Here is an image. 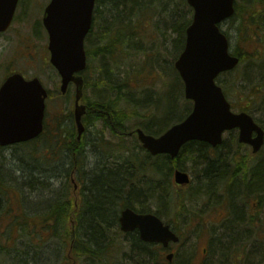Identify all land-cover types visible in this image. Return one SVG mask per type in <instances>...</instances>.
<instances>
[{
  "label": "trees",
  "instance_id": "1",
  "mask_svg": "<svg viewBox=\"0 0 264 264\" xmlns=\"http://www.w3.org/2000/svg\"><path fill=\"white\" fill-rule=\"evenodd\" d=\"M177 1L181 6L171 12L173 18H180L172 26L177 34L174 41L175 61L185 48L186 31L193 19V10L187 0ZM97 3L94 27L87 38L88 67L84 76L86 87L94 91L95 99L89 105L101 111H95L94 119L84 118V122L103 121L104 127L111 133V138H108L104 131H99L96 137L100 142L94 140V147L105 155L104 163L88 172L84 166L88 154L85 151L86 141L77 140L74 125L57 127L58 133L52 135L51 140L56 139L63 146L61 160L64 168L61 169L65 171V178L75 169L82 176L86 173L83 180L86 186L85 200L77 201L71 181L68 180L61 190L50 186L54 185L52 181L43 182L46 178L36 166L38 162L35 161V154L38 150L33 145L41 142L47 133L41 139L22 145L31 150V160L19 157L20 177H15L9 170V160L2 156L3 148H0V264H125V261L131 264L126 256L129 248L135 249L137 264H147L148 260H152V264H166L163 256L166 250L143 243L138 233L130 234L133 237L131 242L127 243L123 239L118 224V211L122 209L121 197L125 194L123 206H130L138 213H151L152 204L156 205L157 215L165 207L180 212L189 206L192 198L199 196L203 186L208 188L215 180L228 176L225 169L227 163L236 164L229 172L232 176L229 178L247 177V183L254 187L253 199L258 198L262 203L264 201V160L258 167L252 168L250 175L248 167L239 164V161L212 156L209 153L218 151L212 150L205 143L191 142L182 149L180 156L186 151L190 153V160L200 169L202 177L197 185L198 192L190 194L187 191L184 196L182 190L177 191L171 181L175 168L184 170L179 165V158L172 160L167 155L152 157L141 147L137 138V146L132 149L126 136L117 134L115 129L129 131L128 123L140 111L148 112L152 109V120L139 127L147 134L159 136L173 124L184 120L193 104L187 101L184 110L177 108L176 88L180 84L184 89V85L174 65L172 69L176 79L165 103L162 102L164 97L161 99V92L152 88L161 77V48L151 45L157 40L153 35V21L161 5L164 6L162 0H97ZM182 7L184 10L178 14ZM230 21L237 25V33L243 45L248 47L251 40L256 44L252 54L234 49V55L241 57V64L257 63L256 68L247 70L245 74L247 81L255 86L249 91H244L242 87L241 92L252 103L263 102L264 0H237L235 14ZM149 28L152 36L146 42ZM260 32L263 36L259 35ZM221 84L224 87V83ZM235 90V85L225 88L228 97L233 96ZM249 107L241 110L251 113L253 110ZM65 118L74 122L71 112L66 113ZM131 132L134 133V130ZM137 147L142 154L140 157L135 153ZM221 150L222 153L228 152L226 145ZM2 158L5 164H2ZM66 161L68 168L65 166ZM19 181H23L22 184L30 181L31 191L38 193L39 199L41 193L47 192L49 198L40 203L45 206L42 212H27L23 193L17 190L21 185ZM12 191L20 196L17 202L12 198ZM140 197L150 201V204L138 201ZM196 217L195 214L193 218ZM237 224L240 226V223ZM233 225L227 226L228 236L235 227ZM233 240L232 236L225 237V241L230 244L235 242ZM220 250V254L227 256L228 248Z\"/></svg>",
  "mask_w": 264,
  "mask_h": 264
},
{
  "label": "water",
  "instance_id": "2",
  "mask_svg": "<svg viewBox=\"0 0 264 264\" xmlns=\"http://www.w3.org/2000/svg\"><path fill=\"white\" fill-rule=\"evenodd\" d=\"M19 0H0V32L10 27ZM194 11L186 31L185 49L175 62L185 87V98L193 102L192 112L183 122L159 137L137 130L139 141L152 156L169 155L176 159L183 146L198 141L217 147L223 134L240 130L239 141L258 153L264 145V130L249 114L234 113L217 78L233 71L240 58L233 55L230 41L220 25L235 14L236 0H187ZM96 0H51L45 9L43 24L49 34L50 62L61 76L60 91L66 94L71 83L76 85L75 123L78 139L85 132L81 105L87 68L86 37L91 31ZM48 91L39 79L27 81L22 75L10 77L0 89V147L27 143L40 137L44 130ZM256 132L257 136L253 137ZM178 185H189L188 173L175 172ZM121 231H139L147 244L168 248L178 243L179 236L155 214H138L125 209L120 217ZM174 254L167 256L172 262Z\"/></svg>",
  "mask_w": 264,
  "mask_h": 264
},
{
  "label": "rangeland",
  "instance_id": "3",
  "mask_svg": "<svg viewBox=\"0 0 264 264\" xmlns=\"http://www.w3.org/2000/svg\"><path fill=\"white\" fill-rule=\"evenodd\" d=\"M49 2L50 0H33L31 9L29 6H22L18 12L19 16L17 14L18 20L16 19L17 21L14 22L11 30L3 36H0V83L3 82L4 77L6 76V74H1V72H4L6 68L5 66H14L15 68L19 67V69L28 71V76L30 77L37 76L38 78H40L45 88L51 92V98L47 100L46 119L48 123L53 124V126L48 127L47 135L41 140V142L34 144L33 147L35 150H38V152L35 154V156L37 155V160L35 161L38 162L36 165L37 168L41 169V174H43L46 178L45 180H43V182L52 181L54 185L50 184V186L56 188L57 190H61L68 180L71 181L72 174L69 175L68 172L69 176L68 178H65V171L61 169L64 168V164L61 160L63 146L58 143L56 139L51 140V137L52 135L58 133V126L62 125L63 128L67 125L72 126V121L67 120L65 116L66 113L73 112L74 102L72 100L73 89L67 96H60V77L57 74L56 70L52 68L49 62V52L47 50L48 38L46 31L42 26V15L44 7H46ZM162 3L164 4V6L161 5L158 15L155 14L153 21V35L157 38V40L154 44L151 45V47L157 46L161 48V56L159 58L161 63V77L159 82L153 85L155 87H151L161 92V99L164 97V100L162 102L165 103L167 101L168 93L171 92V86L174 80L176 79L172 66L174 65L176 58V54L174 51V41L177 39V34L174 33L172 26L174 25V23H177L180 20L179 17H177V19L175 17L173 18L171 12H174L173 10H176L181 5H178L177 0H162ZM182 9L184 10L183 7L179 9L178 14L181 13ZM39 20L41 22V28L39 26L35 28V24ZM221 28L229 36L233 51L234 49L238 48L242 53L252 54L251 51L255 49L256 44L253 42V40H251L250 45L247 47L246 45H243L240 42V34L237 33V25H234V21H228L222 24ZM41 29L44 31V35L42 38L41 34L43 33ZM35 34L41 38V50H38L37 46L38 44L40 45V43L38 40L34 39ZM147 35L148 37L145 39L146 42H148L150 37L152 36L150 33V28ZM259 35L263 36L261 32L259 33ZM19 40L21 41V44L19 43ZM33 43L35 44V47L32 48V50L36 52V56H41V59H38L36 62H31L29 59L30 56L29 54H27L29 53L28 49L31 48L29 46ZM17 44L19 45L18 48ZM25 44L26 46H24ZM149 46L150 45H148V49ZM144 48L146 50L147 46ZM23 50L27 51L26 54L27 57L29 56L28 59L25 58L26 54H24L25 52H22ZM256 64L257 63L255 62L253 64H251V62H245L239 67L237 71L221 75V77H219L218 79V82L222 86L223 84L221 83L223 82L224 88L229 85L236 86L235 92H232L233 96L229 97L230 102H232L234 106L235 112H240L242 108L250 106L249 108L253 110L250 114L258 122L264 124V101L259 103L257 102L256 104L252 103L251 100L249 101L247 99V96L241 92L242 87L244 88V91H249L250 88L255 86L250 81H247L245 74L247 70L256 68ZM11 72H20L24 74L23 71ZM89 89L91 90H89L88 92V97L91 103L95 98L94 94L92 93L93 88ZM176 89L178 93L176 99L177 108L178 110H184V108H186L187 106V100L184 96L183 87L178 84ZM157 97L158 96H156V98ZM159 110L160 108L157 111ZM153 114L154 110L152 109L148 112L140 111V114L135 116L134 119L130 123H128L127 127L129 128V131H131L132 129L135 130L136 127H139L151 121L153 118ZM96 129L101 131L104 130L105 132L108 131L106 128L102 127L101 124L93 126L89 134V137L92 139L90 140V142L96 140V135H98ZM106 135L108 138H111V136H109L108 134ZM224 139L225 145L228 148V152H236L238 147L234 144L235 140L237 139L235 138V134H226ZM127 140L130 148L134 149L135 146H137L134 137L127 138ZM30 151L31 150L28 148V146L22 147V145L10 147L8 150L2 151V156L4 158L7 157V159L9 160L8 168L13 173V175H15V177H20V173H18L19 168L21 167V165L18 163L19 157L24 158V160H31ZM101 151L103 152L102 149ZM239 152L245 151L244 149L240 148ZM135 153L138 157L142 155L138 147L135 149ZM189 154L190 153H187L186 151L183 155L179 157V165L185 168V170H187V172L191 174V177L193 179L191 190L189 189L181 192V194H183L184 196L187 195V191L190 194H195V192L197 191V185L201 181L202 177L200 169L196 168V166L193 165L190 160L191 156H189ZM262 155L263 156L259 157L260 159L262 157L264 158V150L262 152ZM104 156L105 155L102 153H96L92 155V153L88 152L87 157H85L84 159V166L86 170L90 172L93 168H95L96 165H100ZM4 158L1 159L2 164H5ZM66 165L68 168L67 161L65 166ZM84 176H86V173H84V175L82 176L83 178L81 180H85ZM11 179H13V177ZM19 182L21 185L20 187H17V190L23 193V199H25L24 204L26 206L27 212L33 213L35 211L40 210L42 212L43 209H45V206L40 205V203L44 202V199L49 198L47 192L41 193V199H39L38 193L34 194L33 191H31V188L29 186L31 183L30 181L28 182V184H22L23 181ZM85 187L81 188V191L83 193ZM12 193V198L15 202H17L20 196L15 191H12ZM138 201H141V203L143 202V204L145 203L146 205L147 203L150 204V201L141 197ZM138 201L134 200V202H136L137 204ZM202 210L203 208L201 204V196H197V198H192L189 203V206H187L185 209H181L180 212L175 210L173 212L170 211L169 208L165 207L159 213V215L165 222H168V224H170L171 227L179 235H182V241L180 243L171 245V251L175 254L174 263L200 264L202 257V249L205 248V241L199 240L197 238V235L198 233L203 232V230L200 226L196 229H193L188 222L189 218H193L195 213H198ZM150 211L152 213H157L156 205L152 204L150 206ZM253 213L255 214L254 216L257 218L250 225L244 223V225L239 226L236 223L235 227L232 230V232H236L232 235V239H235L233 240L235 241V243L231 242L230 246L236 248L237 252L243 255L242 264H264V209L261 210L259 208V205L253 206ZM176 214H182L183 216H180V218H178ZM184 215H187V217H185ZM169 221H171V223H169ZM224 226L225 225H222V231L226 232V229L223 230ZM208 228L211 230L213 226H208ZM236 234L241 236H239V238H236ZM218 238L219 237H216L214 239ZM212 242L216 247L218 240H214ZM214 249H217V247ZM168 253L163 254L166 264L168 263V261L166 260V256L168 255ZM213 256H215V253L212 255V257ZM222 256L223 255L221 254L220 257L217 258V260L223 261L222 264H235L228 258H222ZM217 260L215 261V264H219V261ZM146 263L152 264V260H148ZM125 264L130 263L125 261ZM208 264H210V262H208Z\"/></svg>",
  "mask_w": 264,
  "mask_h": 264
},
{
  "label": "flooded vegetation",
  "instance_id": "4",
  "mask_svg": "<svg viewBox=\"0 0 264 264\" xmlns=\"http://www.w3.org/2000/svg\"><path fill=\"white\" fill-rule=\"evenodd\" d=\"M32 3H33V0H19L17 10H16V13H15V16L13 18V21H12L10 28L6 32H0V36H3L4 34H6L7 32H9L11 30L14 22L18 20L17 14H18L19 10L21 9V7L22 6H25V7L29 6L31 9ZM46 7H44V11H43V15H42V24H43V17H44ZM18 16H19V14H18ZM37 26H39L41 28L40 20L37 21V23L35 24V28ZM42 26H43L44 30L46 31L47 38H48V45H49V35H48L47 30L45 29L44 25H42ZM93 27H94V22H93ZM41 31L43 33V34H41V38H42L44 35V31L42 29H41ZM41 38L35 34L34 39L38 40L40 43V45L38 44V46H37L38 50H41ZM19 43L21 44L20 40H19ZM34 45L35 44L33 43L29 46V47H31L30 49H28L29 53H27L26 50L22 51V52H25L24 54H26V53L29 54L30 57L29 56L28 57H29L31 62L32 61L36 62L38 59H41V56L40 57L36 56V52H34L32 50V48L35 47ZM48 45H47V50L49 52ZM24 46H26V44ZM18 47H19V45L17 44V48ZM27 54L25 55L26 59H28ZM49 60H50V53H49ZM5 67L6 68H5L4 72H1V74L2 75L6 74V76L4 77L3 82L0 83V89L10 77H12L13 75H16V74L22 75L27 81H31L33 79L38 78L37 76H32V77L28 76V71L19 69V67L18 68H15L14 66H5ZM11 71H23L24 74H22L20 72H11ZM38 79H40V78H38ZM72 89H73V93H72L73 95L72 94L71 95H72V100H73L74 105H75L76 86L74 84H71L69 91L67 92V94L65 96H67ZM89 90H91V89L85 87L83 99L81 100L80 104L85 105L87 108L86 114L84 115V118L94 119L95 111H101V110H96V109L91 107L92 105H89L90 104V99L88 97ZM92 93L94 94L93 89H92ZM106 115L108 116L109 119L111 118V116H109L108 114H106ZM84 124L86 126V130H85V133H84V135L80 141H82V140L86 141L87 148L85 151L86 152H92L94 154L100 153L99 149L97 147H94V140H93V142H90V140H92V139L89 137V134L92 130V127L95 125L101 124L102 127H104L103 121H96V122H92V123H86L85 122ZM259 124L264 129V125H262L261 123H259ZM46 125L44 127V133L47 132L48 127L53 126V124H50L48 122L46 123ZM72 125H74L75 132H76L77 129H76L75 123H72ZM52 128H54V127H52ZM96 131L98 133L101 130L96 129ZM102 131H104V130H102ZM115 131L117 132L118 135H121V134L125 135L126 138H133V137H134V139L138 138L137 133L133 134V132H131V131L125 132V131H119L117 129H115ZM231 133L228 132L226 134H231ZM233 133L237 134L239 136L238 130H233ZM104 134L105 135L108 134L109 136H111V133L109 131H107V132L104 131ZM253 136L255 137L256 134L254 133ZM39 139H41V136L39 137ZM96 140L99 141V138L96 137ZM239 146H240V148L244 149L245 152H235V153L234 152H223L222 153L221 149H222V147H224V145L223 146L221 145V147H216V148L212 147V150L218 151V152L209 153V154L212 156H215V157H219V158H221V157L227 158V159L233 158L234 160L239 161V164L247 166L249 169L250 175H251L252 174V172H251L252 168L255 166L258 167L260 164H262L261 163L262 158L261 159L259 158L262 151L257 153V154H254L251 146L245 145V144H240ZM8 149L9 148H4L3 150L6 151ZM97 150H98V152H96ZM168 157L171 158L170 156H168ZM104 160H105V158L102 159L101 164L104 163ZM234 166H236V164L227 163L225 165V169L227 170L228 176H226L224 179L215 180L213 182V184L208 186V188H205L203 186L201 188V190L199 189L200 190L199 197L201 196V204H202L203 210L199 211L200 213L199 212L195 213L197 215L196 218H189V224L191 225V227L193 229H196L200 226V227H202L201 229L203 230V232H200L197 235V238L199 240L205 241V248L202 249V257H201L200 264H208V262H210V264H215V261L221 255L220 254L221 248H225V249L228 248L227 256L224 255V256H222V258H228L229 260H231L235 264H242L243 263V255L241 253H238L236 248L231 247L230 246L231 244L229 242L225 241V237H231L236 232H231V235L229 234V236H228L227 232L222 231V225H225L223 227V230L224 229L228 230V228L226 226H231V225L236 224V223H240V225H244V223L250 225L257 218L254 216L255 214L253 213V206L259 205V208L261 210L264 209V201L262 203L258 198L253 199L254 187H252L250 184L247 183V179H248L247 177L245 179L242 177L229 178V176H231V174L229 175V172L232 170V168ZM250 168H251V170H250ZM178 170L189 173V172H187V170H185V168H184V170L181 168H175L173 170V174H172V178H171L173 187L177 191H180V190L184 191V190H189V189L191 190L193 179H192L190 173L189 174L191 177V181H190L189 185L182 186V185H178L175 182L174 176H175V172ZM71 174H72L71 181L74 184V189H73L74 196L77 199V201L83 200L85 195L81 191V188H84V182H83V180H81L82 174H81V172L77 171L76 169L74 171H72ZM86 179H87V181L89 180L88 177ZM223 181L225 182V184H223ZM197 192L198 191H196L195 193H197ZM120 202L122 203V206L125 204V194H123V197H121ZM236 202H238L239 204L237 203L235 205ZM122 206H120L122 209L120 211H118V213H119L118 224H119L120 231H121L120 217H121L122 212L127 208L126 206H123V207ZM235 208L237 210H235ZM169 210L171 211L170 208H169ZM236 211L238 213V216L235 217ZM136 213H138V212L136 211ZM139 214H142V213H139ZM178 218H180V216H178ZM208 226H213V228L210 230L208 228ZM218 231H220V232H218ZM121 233L123 234V238H124L125 233H123L122 231H121ZM133 233H138V235H139L138 231H134V232H131L129 234H133ZM239 236H241V235L236 234V238L237 237L239 238ZM216 237H219V238L214 239ZM139 238H140V235H139ZM214 240H218V243L216 244V247L218 250L214 249V248H216L214 246V243L212 242ZM227 243H229L230 245ZM147 245H149V244H147ZM150 246H152V245H150ZM156 247L163 248L162 246H156ZM168 252L169 253L172 252L171 251V245H170L169 249H167L166 253H168ZM214 253H215V256L212 257V255ZM217 261H219V260H217ZM222 263H223L222 260L219 261V264H222Z\"/></svg>",
  "mask_w": 264,
  "mask_h": 264
},
{
  "label": "bare ground",
  "instance_id": "5",
  "mask_svg": "<svg viewBox=\"0 0 264 264\" xmlns=\"http://www.w3.org/2000/svg\"><path fill=\"white\" fill-rule=\"evenodd\" d=\"M135 198V197H134ZM83 200H85V197L83 198ZM128 208H130V209H132L133 211H135L136 212V210H134L132 207H130V206H128L126 209H128ZM124 239L127 241V243L128 242H131L132 240H133V237H132V235H130L129 233H125V235H124ZM140 239V238H139ZM144 243V242H143ZM130 246V245H129ZM127 255V258L130 260V262H131V264H137V253L135 252V249H133V248H129L128 250H127V253H126Z\"/></svg>",
  "mask_w": 264,
  "mask_h": 264
}]
</instances>
